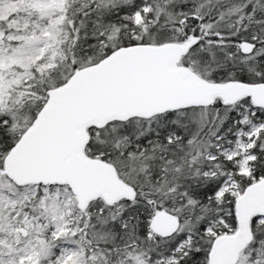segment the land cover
<instances>
[{"label":"snow or ice","instance_id":"obj_1","mask_svg":"<svg viewBox=\"0 0 264 264\" xmlns=\"http://www.w3.org/2000/svg\"><path fill=\"white\" fill-rule=\"evenodd\" d=\"M0 264H264V0H0Z\"/></svg>","mask_w":264,"mask_h":264}]
</instances>
